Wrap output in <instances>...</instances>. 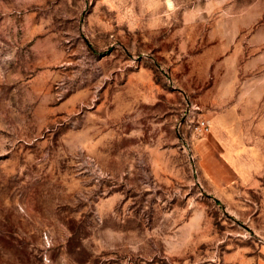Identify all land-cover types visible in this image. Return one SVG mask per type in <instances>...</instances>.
<instances>
[{"label":"rangeland","instance_id":"rangeland-1","mask_svg":"<svg viewBox=\"0 0 264 264\" xmlns=\"http://www.w3.org/2000/svg\"><path fill=\"white\" fill-rule=\"evenodd\" d=\"M261 246L264 0H0V264Z\"/></svg>","mask_w":264,"mask_h":264},{"label":"crops","instance_id":"crops-1","mask_svg":"<svg viewBox=\"0 0 264 264\" xmlns=\"http://www.w3.org/2000/svg\"><path fill=\"white\" fill-rule=\"evenodd\" d=\"M239 249L229 253L225 258V264H264V246L254 252Z\"/></svg>","mask_w":264,"mask_h":264},{"label":"built area","instance_id":"built-area-1","mask_svg":"<svg viewBox=\"0 0 264 264\" xmlns=\"http://www.w3.org/2000/svg\"><path fill=\"white\" fill-rule=\"evenodd\" d=\"M200 129H201L202 131H204V130H208V124H207L206 121H203V122L200 123Z\"/></svg>","mask_w":264,"mask_h":264}]
</instances>
